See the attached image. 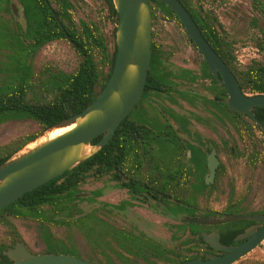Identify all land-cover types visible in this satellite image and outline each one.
Returning <instances> with one entry per match:
<instances>
[{"label":"rangeland","instance_id":"374dc122","mask_svg":"<svg viewBox=\"0 0 264 264\" xmlns=\"http://www.w3.org/2000/svg\"><path fill=\"white\" fill-rule=\"evenodd\" d=\"M68 1L70 5L67 9L73 26L80 32L83 24L96 26L112 47V30L115 24L105 0ZM191 1L196 8L202 10L205 17L212 13L217 18V24L222 25L238 70L254 73L264 68V49L259 46L264 35V0ZM25 2L31 6L33 16L41 11L36 0ZM50 2L55 9L58 4L53 0ZM11 3L18 8L17 15L10 11ZM151 5L155 16L153 41L161 48L162 57L170 58L169 61L165 60L164 69L177 70L183 63L196 65L200 55L188 42L181 24L165 15L157 3L153 2ZM65 23L67 24L66 20ZM23 26L20 2L0 0V86L14 83L17 72L28 67L31 86L35 92H40L43 86L50 85L52 79L77 69L81 57L66 38L46 42L33 53H24L14 39L15 35L23 37ZM23 40L27 44L32 43V37L25 36ZM148 96L154 103L161 105L169 116L171 105L165 93H150ZM143 104L142 102L140 105ZM172 106L175 107L174 113L180 115L183 105L177 103ZM152 109L149 107L147 110L152 112ZM129 115L131 121L140 117V106ZM242 119L249 127L247 134L241 129L240 137L244 144H248L251 139L252 143L257 140L264 146V134L246 117ZM212 128L214 134L203 124L201 134L204 138H227L231 141L239 139L232 130L228 133L230 128L227 125H213ZM41 132V126L32 118L20 114L6 116L0 119V146L28 135L38 136ZM220 155L223 170L213 192L199 197L197 202L202 208L197 210L196 217H202V213L208 211L211 212L209 218H224L217 212H221L233 200L240 206L238 213L264 211V153L262 163L252 172L243 159L236 161L226 156L222 149ZM172 206L171 201H142L133 197L112 174H104L99 178L90 175L78 185L75 196L64 198L54 207L45 205L37 212L21 209L20 215L16 217L7 213L0 215V249H7L15 241H21L33 253L68 254L97 264H148L147 260L165 264L161 258L150 256L147 252V260L135 255V250L139 249L137 247L144 248V243L158 245L161 250L179 248L182 254L201 255L202 248L184 243L194 237V234L184 223L185 212L171 211L169 207ZM16 209L17 207L13 208L12 212ZM82 216L88 218L76 220ZM219 229L216 226H204L200 231L210 233L219 232ZM187 248L194 250L189 252L186 251ZM234 264H264V241Z\"/></svg>","mask_w":264,"mask_h":264},{"label":"trees","instance_id":"16d2710c","mask_svg":"<svg viewBox=\"0 0 264 264\" xmlns=\"http://www.w3.org/2000/svg\"><path fill=\"white\" fill-rule=\"evenodd\" d=\"M52 1V0H51ZM58 5L54 9L58 14L59 20H56L54 14L49 10L44 0H38L42 10L41 22L31 33L32 43L24 42L25 34L15 35L19 48L26 54L33 53L38 46L60 38H66L64 31L67 32L71 40L75 43L76 52L81 57L77 69L71 73L64 74L62 77L51 80L50 85L43 86L40 92H35L30 83L28 67L21 68L16 75L14 83L0 86V119L9 115H23L35 120L40 126L41 131L49 128L60 121L77 114L91 104L105 87L112 72L116 57L115 30L118 21V14L114 8L112 0H105L110 17L114 22L112 30V47L105 41L101 31L96 26L83 24L80 32L72 24V19L68 13V0H53ZM188 10L194 21L199 26L205 39L213 46L217 53L234 68L235 77L243 92L251 94L264 93V68L256 70L254 73L244 72L235 67V57L232 53L231 44L227 39V34L222 25L217 24V18L210 15H203L200 8H196L191 0H180ZM50 2V0H49ZM160 5L163 13L167 16L177 19L174 12L162 0H149L150 8L155 18L152 3ZM51 3V2H50ZM67 21V24L65 23ZM178 20V19H177ZM59 21V22H58ZM19 34V32H18ZM259 46L264 49V35ZM159 55V50L155 43L152 44V60ZM152 83L151 74L148 73L146 87ZM256 118L264 124V108L257 107L255 111ZM130 116V115H129ZM127 116L116 129L109 142L103 146L97 153L89 157L71 170L62 175L44 183L43 185L24 193L19 198L6 205L0 210V215L8 214L18 216L21 209L28 211H39L45 205L56 206L64 198H72L77 192V187L87 176L93 175L96 178L104 174H112L114 178L121 179L122 184L130 188L132 194L145 189L142 185L144 181L146 187H149V178L137 174L131 167L132 156L136 154V136L133 122ZM257 127V126H256ZM36 137V134L28 135L20 140L12 141L0 146V164L6 161L16 151L21 149L26 143ZM102 135L97 136L93 143L100 140ZM124 168V169H122ZM124 171L123 177H120L119 171ZM128 179V183L126 182ZM151 181V180H150ZM141 195V194H139ZM155 199L158 197L153 196ZM161 200L170 199L173 203L169 207L171 211L181 210L185 212L184 223L190 228L194 237L185 240L184 243L193 244L202 248V254L186 255L179 251V248H161L158 245L144 243L145 247L135 250V255L146 259L147 254L161 258L165 264H176L181 261L201 257L207 251L214 252L212 248L203 240L199 224L188 223V216H195L197 210L191 208L196 204L195 196L186 197L181 194L161 195ZM236 202L229 201L221 212H217L221 217L229 213H238L240 208L236 207ZM17 207L15 211L12 209ZM264 213V211H262ZM202 216L209 218L211 212H203ZM214 216V215H213ZM91 217V216H90ZM88 218L82 216L76 220L82 221ZM250 221L242 220L237 222L223 223L215 225L219 227L220 242L228 245L234 243V238L239 235ZM212 226V225H211ZM135 239V238H132ZM131 240V239H130ZM4 248L0 249V264H9L11 261L3 254ZM194 248H187L191 252ZM147 252V254H145ZM147 260V259H146ZM148 264H157L149 262Z\"/></svg>","mask_w":264,"mask_h":264},{"label":"water","instance_id":"95a60500","mask_svg":"<svg viewBox=\"0 0 264 264\" xmlns=\"http://www.w3.org/2000/svg\"><path fill=\"white\" fill-rule=\"evenodd\" d=\"M118 14L116 57L110 77L96 99L81 112L43 130L0 164V210L21 195L73 169L97 153L112 138L121 122L138 102L148 76L153 43V16L149 0H112ZM184 26L188 37L206 59L216 78L227 90V106L255 118L254 110L264 108V94L242 92L234 74L202 35L180 0H162ZM55 18L58 14L51 9ZM66 39L72 44L66 31ZM71 127L52 138L48 132ZM102 135L101 139L93 140ZM214 169L211 168V174ZM241 220L263 221L235 238L239 244L220 242L219 232L202 233L203 240L216 252L205 253L176 264H234L264 241V214H226L224 218L189 217L188 223L220 225ZM221 252V253H220ZM3 254L10 264H97L68 254L32 253L21 241Z\"/></svg>","mask_w":264,"mask_h":264},{"label":"flooded vegetation","instance_id":"af4514ba","mask_svg":"<svg viewBox=\"0 0 264 264\" xmlns=\"http://www.w3.org/2000/svg\"><path fill=\"white\" fill-rule=\"evenodd\" d=\"M18 1L22 6V15L24 17L23 33L26 37L31 38V33L38 27L42 19L41 7L38 0H36L41 11L33 16L31 6H28L25 0ZM44 1L51 12V9L55 11L49 0ZM10 11L13 15L18 14V8H16L13 3L10 4ZM177 19L175 20L181 24L186 32L182 23ZM186 35L188 42L196 48L200 55V60L196 65H192V63L180 64V68L177 70L164 69L165 60L169 61L170 58H164L165 56L162 57L161 48L153 41L159 50V55L155 60L151 59L150 61L148 73L151 74L152 83L148 85L149 87H146L145 83L143 92L133 108L135 109L140 106L141 116L132 120L135 127L134 135L137 138V146L136 154L132 156L133 162H131V167L134 168L137 174L149 178V182L146 181L149 187H146L144 181L141 182L145 189L142 193L138 191V195H135V193L132 194L130 188L122 184L121 179H115L119 180L120 185L126 188L133 197L141 199L142 201L152 199L154 201L166 203L171 200H161V195L170 194H181L186 197L195 196L198 201L200 196L211 194L216 188L217 181L224 167L220 155L221 149L227 154L226 156L232 157L236 161L243 159L251 172L257 170L258 166L263 161L264 146L257 140H254V143H252L251 139H249L248 144H244L243 139L240 137L242 135L241 129H243L246 134L249 132V127H247V124H245L242 118L246 117L253 125L257 126L263 134L264 130L251 119L249 115L233 111L227 106L224 102L228 97L225 84L216 78L201 51L194 42L189 39L187 32ZM211 47L213 48L212 45ZM214 51L217 53L215 49ZM221 59L234 74V68L230 66L225 59L222 57ZM150 93L166 94L169 105H171V109L169 110L170 118L161 105L154 103L152 99L149 98L148 95ZM245 94L251 95L248 93ZM145 99L147 100L145 101ZM142 102L144 104L141 106L140 104H142ZM177 103L183 105L180 115L174 113L175 107L172 106ZM188 106L191 108H188ZM149 107L153 108L152 112L147 110ZM256 109L253 111L254 115ZM203 124L206 125V128H208L212 134H214L213 125L216 127L227 125L228 129L230 128L228 133L232 130L234 134L236 133L239 136V139L237 141H231L227 138L223 140L204 138L203 134H201L203 130L201 127ZM262 125L264 126V124ZM211 168L214 169L213 174H211ZM123 172L122 170L119 171L120 177L124 176ZM126 182L128 183V179H126ZM231 187L232 186L229 187V191ZM231 191H233V189ZM155 195L158 199L153 197ZM235 204L237 205L236 207L240 208L237 202ZM191 208L198 210L202 207H200L197 202L195 205L193 204ZM194 217H196V215ZM250 222L251 223L245 226L240 234L253 225H260L263 223V221ZM235 238L232 244H239L241 241H235ZM211 253L219 252L214 251Z\"/></svg>","mask_w":264,"mask_h":264},{"label":"bare ground","instance_id":"6f19581e","mask_svg":"<svg viewBox=\"0 0 264 264\" xmlns=\"http://www.w3.org/2000/svg\"><path fill=\"white\" fill-rule=\"evenodd\" d=\"M69 128H71V127L61 128V129H55V130H52V131L48 132L47 135H48L49 138H52V137H54V136H56V135H58V134H60L62 132H65Z\"/></svg>","mask_w":264,"mask_h":264}]
</instances>
